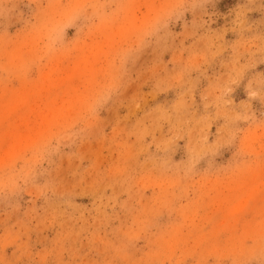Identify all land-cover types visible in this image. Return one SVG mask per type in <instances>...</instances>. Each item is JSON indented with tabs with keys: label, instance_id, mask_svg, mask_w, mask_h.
I'll return each mask as SVG.
<instances>
[{
	"label": "rangeland",
	"instance_id": "374dc122",
	"mask_svg": "<svg viewBox=\"0 0 264 264\" xmlns=\"http://www.w3.org/2000/svg\"><path fill=\"white\" fill-rule=\"evenodd\" d=\"M0 264H264V0H0Z\"/></svg>",
	"mask_w": 264,
	"mask_h": 264
}]
</instances>
